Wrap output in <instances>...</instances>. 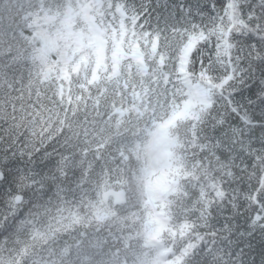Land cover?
<instances>
[{"label": "snow or ice", "instance_id": "snow-or-ice-1", "mask_svg": "<svg viewBox=\"0 0 264 264\" xmlns=\"http://www.w3.org/2000/svg\"><path fill=\"white\" fill-rule=\"evenodd\" d=\"M133 241L264 264V0H0V264Z\"/></svg>", "mask_w": 264, "mask_h": 264}, {"label": "trees", "instance_id": "trees-1", "mask_svg": "<svg viewBox=\"0 0 264 264\" xmlns=\"http://www.w3.org/2000/svg\"><path fill=\"white\" fill-rule=\"evenodd\" d=\"M173 2H174V0H169V3H173ZM20 166L22 167L23 166V163H21ZM128 179H129V181L131 183V181L133 180V174H132V172H129L128 173ZM258 240H259V237H257V242H258ZM84 251L87 252L89 255H93L96 250L89 249L87 247V245H85L84 246ZM142 251H148V250L142 249L140 247V245L136 241H133L132 242V247L130 249L126 250V251L122 249L120 255H121V258L122 259L124 257H127V264H135L134 254H138V253H140ZM149 254L150 255H155L154 252H150ZM99 259H100V257L98 256L97 257V260H99Z\"/></svg>", "mask_w": 264, "mask_h": 264}]
</instances>
